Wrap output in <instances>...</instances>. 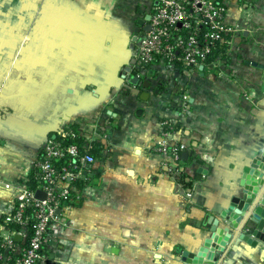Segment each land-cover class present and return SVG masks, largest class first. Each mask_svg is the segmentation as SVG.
<instances>
[{"label":"crops","instance_id":"0c3cea01","mask_svg":"<svg viewBox=\"0 0 264 264\" xmlns=\"http://www.w3.org/2000/svg\"><path fill=\"white\" fill-rule=\"evenodd\" d=\"M224 1L222 55L190 69L156 61L133 85L158 0H0V235L11 227L5 184L29 183L46 138L74 125L106 138L55 223L47 264H185L183 252L196 254L264 148V0ZM163 119L186 160L155 152ZM249 212L205 262L264 264V233L239 238Z\"/></svg>","mask_w":264,"mask_h":264},{"label":"built area","instance_id":"2783aa9c","mask_svg":"<svg viewBox=\"0 0 264 264\" xmlns=\"http://www.w3.org/2000/svg\"><path fill=\"white\" fill-rule=\"evenodd\" d=\"M226 11L224 0H158L149 29L138 36L133 71L137 75L147 73L156 61L183 69L204 66L212 47L227 43L231 29L224 22ZM99 131L82 136L70 126L56 130L46 138L35 162L33 187L28 182L5 184L13 192V206L3 217L6 226L11 227H2L0 264H47L46 249L55 223L72 199L75 183L84 179L97 160L91 153L94 142L106 138L104 131ZM78 134L83 137L81 145L67 142ZM174 134L172 123L163 119L154 150L177 162L186 145ZM37 190L44 198L35 197ZM15 235H19L18 241Z\"/></svg>","mask_w":264,"mask_h":264},{"label":"water","instance_id":"95a60500","mask_svg":"<svg viewBox=\"0 0 264 264\" xmlns=\"http://www.w3.org/2000/svg\"><path fill=\"white\" fill-rule=\"evenodd\" d=\"M148 21L144 25V30L149 29L150 15L146 17ZM142 24V22L140 23ZM250 63V62H247ZM202 67V66H201ZM127 67L125 70H128ZM128 82L133 85L140 83L138 75H131ZM141 86L147 88L149 82L143 80ZM149 96L147 91L142 92L141 99L146 100ZM191 152H182L181 158L186 160ZM264 148L260 156H257L251 160V162L245 166L242 170L241 179L239 185L241 186L242 195L233 196L230 199L229 205L220 213L217 219H212L210 225H207L209 235L204 239L203 245L200 246L196 254L191 253L186 256L183 252L181 259L185 264H209L204 261V257L208 253L209 248L213 242H217L220 246L224 247L234 233V227L236 223H239L242 216L249 210L248 219L251 222V226L247 230H243L239 234V238L247 240L249 243L252 239L248 234L258 236V232L264 233ZM35 197L44 198L42 191L37 190ZM59 212V210H57ZM14 238L18 241L19 235H15ZM113 251V250H112ZM215 260V257H214Z\"/></svg>","mask_w":264,"mask_h":264},{"label":"trees","instance_id":"16d2710c","mask_svg":"<svg viewBox=\"0 0 264 264\" xmlns=\"http://www.w3.org/2000/svg\"><path fill=\"white\" fill-rule=\"evenodd\" d=\"M226 44L224 42L217 43L215 47H212L211 52L208 54L207 61L210 59L213 60L218 54L222 55L223 51L225 50ZM72 128H76L74 125H70ZM67 142L69 143H77L78 145H81L83 143V137L78 134L72 139H68ZM99 142H94L93 148L91 150L92 155L96 156V154H99ZM62 162V160L60 161ZM77 186L79 185V182L75 183ZM34 185V178L29 180L28 186L33 187ZM74 203H78V201H75Z\"/></svg>","mask_w":264,"mask_h":264}]
</instances>
